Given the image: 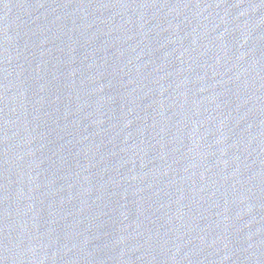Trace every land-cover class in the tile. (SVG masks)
Wrapping results in <instances>:
<instances>
[{
  "label": "water",
  "instance_id": "1",
  "mask_svg": "<svg viewBox=\"0 0 264 264\" xmlns=\"http://www.w3.org/2000/svg\"><path fill=\"white\" fill-rule=\"evenodd\" d=\"M0 264H264V0H0Z\"/></svg>",
  "mask_w": 264,
  "mask_h": 264
}]
</instances>
